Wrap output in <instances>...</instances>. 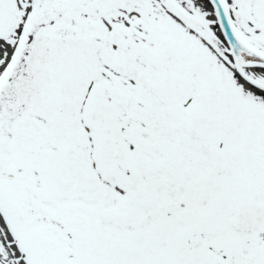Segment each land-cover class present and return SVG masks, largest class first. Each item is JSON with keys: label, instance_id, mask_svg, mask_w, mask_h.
Listing matches in <instances>:
<instances>
[{"label": "snow or ice", "instance_id": "obj_1", "mask_svg": "<svg viewBox=\"0 0 264 264\" xmlns=\"http://www.w3.org/2000/svg\"><path fill=\"white\" fill-rule=\"evenodd\" d=\"M0 264H264V0H0Z\"/></svg>", "mask_w": 264, "mask_h": 264}]
</instances>
